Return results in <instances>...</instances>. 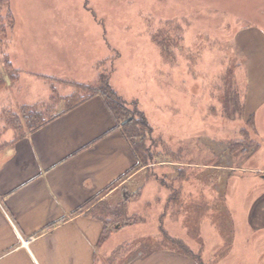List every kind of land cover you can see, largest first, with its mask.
<instances>
[{"label":"rangeland","instance_id":"374dc122","mask_svg":"<svg viewBox=\"0 0 264 264\" xmlns=\"http://www.w3.org/2000/svg\"><path fill=\"white\" fill-rule=\"evenodd\" d=\"M257 25L264 26V0H9L0 6V144L6 131L16 133L14 123L2 118L4 111L51 105V115L61 107L52 106L51 87L56 96L67 94L75 84H96L102 70L123 99L137 101L151 127L145 144L159 155L132 179L128 174L115 182L110 198L100 196L114 205L141 186V199L129 202L128 211L143 219L113 231L98 247L96 264L141 259L161 245V220L192 250L203 244L205 263L264 264V230L247 233L244 220L252 200L247 192L259 189V180L264 185V173L246 171L264 168V110L255 116L254 131L231 108L225 111L245 88L246 63L234 33ZM5 59L19 71L14 81ZM243 127L252 139L260 137L259 150L248 160L227 149ZM174 160L177 165L168 163ZM153 174L174 178L173 202L171 190ZM143 237L147 245L136 248L141 252L112 262L115 249Z\"/></svg>","mask_w":264,"mask_h":264},{"label":"crops","instance_id":"0c3cea01","mask_svg":"<svg viewBox=\"0 0 264 264\" xmlns=\"http://www.w3.org/2000/svg\"><path fill=\"white\" fill-rule=\"evenodd\" d=\"M234 43L246 63L241 120L253 116L254 122L264 110V26L238 29ZM4 137L0 144V264H96L102 222L86 211L101 200L102 193L110 198L116 187L106 189L136 161L102 99L95 96L33 133L18 136L6 131ZM246 171L264 173V168ZM259 181L254 183L259 189L247 192L252 197L244 208L247 233L264 230V185ZM92 201L87 209L76 212ZM180 255L159 250L132 264H194Z\"/></svg>","mask_w":264,"mask_h":264},{"label":"trees","instance_id":"16d2710c","mask_svg":"<svg viewBox=\"0 0 264 264\" xmlns=\"http://www.w3.org/2000/svg\"><path fill=\"white\" fill-rule=\"evenodd\" d=\"M8 2L9 0H0V6H7ZM6 17L9 19L12 18L10 10H7ZM5 66L9 79L11 81L16 80V76L19 71L14 70V68H12L11 62L7 59H5ZM98 76L99 77L96 84H75L73 90L65 95L56 96L57 94L55 92L54 87H51L50 100H52L53 102L52 106L56 104H58L59 107L61 106L59 111L52 113L51 115L48 112L51 105L49 107L48 105H41L40 109L36 106L37 104H25L20 105L18 113H14L10 110L4 111L3 114L7 116H2V118L4 119L5 123H14V130L18 133V136H22L26 132L33 133L37 131L54 118L69 112L70 110L78 107L85 101L95 96H99L102 99L104 105L106 106V109L108 110L111 118L115 122V128L121 130L123 135L130 143V146L133 149L136 159L132 168L129 169L124 175L119 177L116 181H114L115 183L125 175L132 174L141 169H148L152 159L155 158L154 156H156L157 154L159 155V152L156 153V155L155 153H151L145 144L146 137L149 136L151 133V127L147 123L144 113L137 108V101H132L131 103H129L114 90V88L109 83V72L106 73L105 70H102L100 71ZM3 83L4 80L0 77V87L3 86ZM227 92L228 91H226V93ZM233 98L234 102L227 101L225 105V111H228V109L231 108L232 113L235 111V114L238 113V118H242L243 105L241 99L239 98V92L235 93V97ZM128 118H130L128 122L121 124L122 121ZM245 125L254 131L253 116H249V118L245 121ZM238 134L239 138L230 139L227 142V149L229 155L233 157H239L242 160H248L259 150L260 141L257 138L256 140L251 138L247 127L240 128ZM175 160L168 161V163L177 165V161ZM153 175L154 178L159 180V183L162 186H165L171 190L168 201L170 203L173 202L178 193L176 190L177 188H174L172 186L174 178L165 176H163L164 178H157V175ZM114 183H112L106 189V191L111 189ZM141 189V186L137 187L133 191V193H131L130 196H126L114 205H110V203L106 204L104 203L105 199H102L86 211L87 215L102 222V232L97 247L101 246L112 235V232L115 231L118 227L133 225L138 223L139 221H142L143 217L140 214H130L128 211L129 202L141 199ZM92 203H94V201H92L91 203H86L84 206L77 208L76 212L77 210L81 211L87 209ZM147 205H151V202H148ZM218 206V214L222 216L225 208L224 204L222 203ZM158 213H160V211ZM165 216L166 212L161 213V217L165 219ZM159 228V238L162 240L161 245L152 249H147L145 253L142 254L143 256L138 257L143 258L152 251L166 249L192 259L195 264H209L205 263L202 260L201 253L204 250L203 244H198V249L194 251L182 239L172 234H169L166 229L162 227V220L160 221ZM146 240L147 237H143L138 240L129 241L125 246H121V248L115 249L112 262H115V260L118 259L123 253L130 251H137L138 253L139 251L141 252V249L137 250L136 248H138V246L145 247L147 245Z\"/></svg>","mask_w":264,"mask_h":264},{"label":"water","instance_id":"95a60500","mask_svg":"<svg viewBox=\"0 0 264 264\" xmlns=\"http://www.w3.org/2000/svg\"><path fill=\"white\" fill-rule=\"evenodd\" d=\"M129 120H130V118H128V119H126V120L122 121V123H121V124H124V123L128 122Z\"/></svg>","mask_w":264,"mask_h":264}]
</instances>
